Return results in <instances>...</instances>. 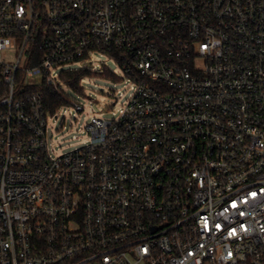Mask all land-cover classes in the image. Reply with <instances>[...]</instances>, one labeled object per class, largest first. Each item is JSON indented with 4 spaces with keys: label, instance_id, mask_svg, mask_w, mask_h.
Listing matches in <instances>:
<instances>
[{
    "label": "built area",
    "instance_id": "obj_1",
    "mask_svg": "<svg viewBox=\"0 0 264 264\" xmlns=\"http://www.w3.org/2000/svg\"><path fill=\"white\" fill-rule=\"evenodd\" d=\"M95 53L132 91L56 154ZM0 264H264V0H0Z\"/></svg>",
    "mask_w": 264,
    "mask_h": 264
},
{
    "label": "rangeland",
    "instance_id": "obj_2",
    "mask_svg": "<svg viewBox=\"0 0 264 264\" xmlns=\"http://www.w3.org/2000/svg\"><path fill=\"white\" fill-rule=\"evenodd\" d=\"M91 63L94 72L101 74L109 71L119 79L98 75L85 77L81 81L84 96L65 89L70 97L82 105L84 111L77 113L73 107H63L57 119L53 117L48 121V134L51 136L49 142L56 154L80 148L89 138L84 126L89 123L90 118L111 119L125 105L132 91V83L124 77L119 65L109 56L95 53L91 56Z\"/></svg>",
    "mask_w": 264,
    "mask_h": 264
},
{
    "label": "trees",
    "instance_id": "obj_3",
    "mask_svg": "<svg viewBox=\"0 0 264 264\" xmlns=\"http://www.w3.org/2000/svg\"><path fill=\"white\" fill-rule=\"evenodd\" d=\"M85 75H87L84 71H75V72H72L71 74H70V77H71V85L72 86H77V84L79 83V81H80V79L82 78V77H84ZM89 76H102V77H112V78H114L110 73H108L107 71H104L103 73H101V74H98V73H96V74H93V75H90V74H88ZM114 79H116V78H114ZM50 95H52L51 93H50ZM55 103L56 102H54V100L52 99V105L51 104H49L48 106H54L55 105Z\"/></svg>",
    "mask_w": 264,
    "mask_h": 264
}]
</instances>
